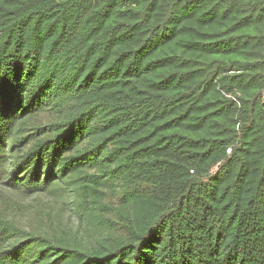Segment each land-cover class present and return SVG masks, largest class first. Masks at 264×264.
Listing matches in <instances>:
<instances>
[{
	"label": "trees",
	"instance_id": "16d2710c",
	"mask_svg": "<svg viewBox=\"0 0 264 264\" xmlns=\"http://www.w3.org/2000/svg\"><path fill=\"white\" fill-rule=\"evenodd\" d=\"M0 264H264V0H0Z\"/></svg>",
	"mask_w": 264,
	"mask_h": 264
},
{
	"label": "rangeland",
	"instance_id": "374dc122",
	"mask_svg": "<svg viewBox=\"0 0 264 264\" xmlns=\"http://www.w3.org/2000/svg\"><path fill=\"white\" fill-rule=\"evenodd\" d=\"M28 200L29 202L38 200V204L31 203L32 212L39 208L42 213H44V211L51 213L57 225L60 224L68 227L76 225V218L75 215H73L72 203H70L71 200L69 198L64 197L57 201L56 199L53 200L50 196L42 195L40 197H29Z\"/></svg>",
	"mask_w": 264,
	"mask_h": 264
}]
</instances>
